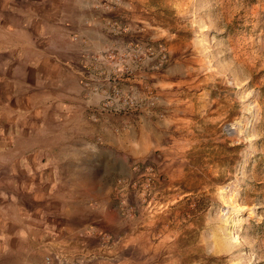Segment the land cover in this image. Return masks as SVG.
<instances>
[{"label": "rangeland", "instance_id": "rangeland-1", "mask_svg": "<svg viewBox=\"0 0 264 264\" xmlns=\"http://www.w3.org/2000/svg\"><path fill=\"white\" fill-rule=\"evenodd\" d=\"M42 2L85 13L106 39L84 49L76 19L70 41L79 55L53 51L57 73L81 72L84 98L100 93V103L84 106L89 123L106 113L136 116L147 105L166 123L163 132L172 127L163 143L118 155L129 164L101 196L115 222L101 235L100 253L56 251L46 262L264 264V0H38L35 7ZM38 98L25 102L44 107L51 96ZM12 114L22 117L0 112V151L30 135L29 116ZM75 146L59 142L51 154Z\"/></svg>", "mask_w": 264, "mask_h": 264}, {"label": "crops", "instance_id": "crops-1", "mask_svg": "<svg viewBox=\"0 0 264 264\" xmlns=\"http://www.w3.org/2000/svg\"><path fill=\"white\" fill-rule=\"evenodd\" d=\"M37 1L0 0V112L10 113L17 122L21 114L12 113L24 112L30 125V135L17 137L15 147L0 151V264H48L46 257L56 251L67 257L99 254L101 235L112 233L115 222L109 198L101 196L109 195L129 164L118 155L136 154L172 136L171 124L163 132L166 123H159L157 109L147 105L136 116L106 113L89 123L84 106L100 103L101 95L84 98L81 72L74 69L71 74L61 66L57 73L53 51L61 47L67 58L79 55L78 45L70 41L76 19L82 25L77 33L84 49L102 48L106 39L94 31L85 13L70 10L68 4L54 9L42 2L37 8ZM37 64H43L45 75L38 77ZM38 86L45 87L40 94ZM45 90L51 96L48 101L55 103L47 101L43 107L25 102H38ZM73 141L76 146L69 155L51 154L54 144Z\"/></svg>", "mask_w": 264, "mask_h": 264}]
</instances>
